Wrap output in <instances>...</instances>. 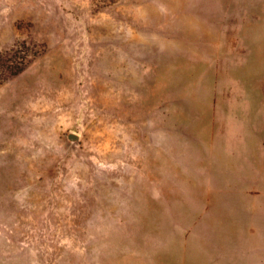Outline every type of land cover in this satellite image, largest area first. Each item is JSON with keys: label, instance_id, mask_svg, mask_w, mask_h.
I'll list each match as a JSON object with an SVG mask.
<instances>
[{"label": "rangeland", "instance_id": "obj_1", "mask_svg": "<svg viewBox=\"0 0 264 264\" xmlns=\"http://www.w3.org/2000/svg\"><path fill=\"white\" fill-rule=\"evenodd\" d=\"M0 264H264V0H0Z\"/></svg>", "mask_w": 264, "mask_h": 264}, {"label": "water", "instance_id": "obj_2", "mask_svg": "<svg viewBox=\"0 0 264 264\" xmlns=\"http://www.w3.org/2000/svg\"><path fill=\"white\" fill-rule=\"evenodd\" d=\"M67 140L73 145H77L79 143V138L75 134H69L67 136Z\"/></svg>", "mask_w": 264, "mask_h": 264}, {"label": "trees", "instance_id": "obj_3", "mask_svg": "<svg viewBox=\"0 0 264 264\" xmlns=\"http://www.w3.org/2000/svg\"><path fill=\"white\" fill-rule=\"evenodd\" d=\"M21 70H22V68L18 69V70H17V73L20 72Z\"/></svg>", "mask_w": 264, "mask_h": 264}]
</instances>
